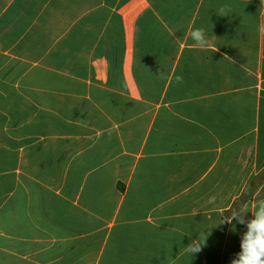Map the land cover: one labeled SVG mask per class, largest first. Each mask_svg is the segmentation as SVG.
I'll return each instance as SVG.
<instances>
[{
	"label": "crops",
	"instance_id": "obj_1",
	"mask_svg": "<svg viewBox=\"0 0 264 264\" xmlns=\"http://www.w3.org/2000/svg\"><path fill=\"white\" fill-rule=\"evenodd\" d=\"M239 198L264 200V0H0V264H230Z\"/></svg>",
	"mask_w": 264,
	"mask_h": 264
},
{
	"label": "clouds",
	"instance_id": "obj_2",
	"mask_svg": "<svg viewBox=\"0 0 264 264\" xmlns=\"http://www.w3.org/2000/svg\"><path fill=\"white\" fill-rule=\"evenodd\" d=\"M190 37L199 44L206 42L202 29L192 31ZM249 212L251 215L245 220L244 217L248 216ZM231 219L245 223L246 230L240 237V250L231 259L230 264H264V200L257 202L254 211L249 207L244 208L243 216L238 215L237 210H234ZM206 237L203 243L197 242L187 246L191 255L200 251Z\"/></svg>",
	"mask_w": 264,
	"mask_h": 264
},
{
	"label": "trees",
	"instance_id": "obj_3",
	"mask_svg": "<svg viewBox=\"0 0 264 264\" xmlns=\"http://www.w3.org/2000/svg\"><path fill=\"white\" fill-rule=\"evenodd\" d=\"M243 198H239L235 201V203H233V205L231 206V208L229 209V212L234 211L235 209H237L238 204H240V202H242Z\"/></svg>",
	"mask_w": 264,
	"mask_h": 264
}]
</instances>
